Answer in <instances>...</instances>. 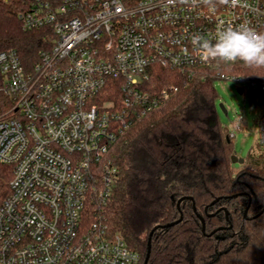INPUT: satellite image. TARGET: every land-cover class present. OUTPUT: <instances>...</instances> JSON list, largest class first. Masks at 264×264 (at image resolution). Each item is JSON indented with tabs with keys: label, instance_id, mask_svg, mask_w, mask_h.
Here are the masks:
<instances>
[{
	"label": "built area",
	"instance_id": "built-area-1",
	"mask_svg": "<svg viewBox=\"0 0 264 264\" xmlns=\"http://www.w3.org/2000/svg\"><path fill=\"white\" fill-rule=\"evenodd\" d=\"M19 17L26 29L52 27L54 39L31 69L15 49L0 51L9 102L0 113V166L10 167L0 176V264H139L104 214L114 183L109 154L179 91L173 81L156 86L159 67L187 82L224 64L202 61L192 37L214 43L218 28L241 24L264 33V0H21ZM216 76L241 92L244 83L258 86L264 151V76ZM112 81L120 94L107 98Z\"/></svg>",
	"mask_w": 264,
	"mask_h": 264
},
{
	"label": "trees",
	"instance_id": "trees-1",
	"mask_svg": "<svg viewBox=\"0 0 264 264\" xmlns=\"http://www.w3.org/2000/svg\"><path fill=\"white\" fill-rule=\"evenodd\" d=\"M20 6L21 0H0V51L15 49L31 69L51 48L54 32L24 28ZM218 71L264 76V68L239 61L204 67L187 82L159 67L156 86L173 81L179 91L135 122L109 154L114 183L104 214L110 232L140 254L139 264L153 230L148 264H264V151L251 152L235 170L233 137L219 114ZM116 93L112 81L107 98ZM8 105L0 93V113ZM1 166L0 176L8 174L10 167Z\"/></svg>",
	"mask_w": 264,
	"mask_h": 264
},
{
	"label": "rangeland",
	"instance_id": "rangeland-1",
	"mask_svg": "<svg viewBox=\"0 0 264 264\" xmlns=\"http://www.w3.org/2000/svg\"><path fill=\"white\" fill-rule=\"evenodd\" d=\"M241 92L234 80L217 81L219 93L218 103H224L228 114L219 107L221 121L230 132H235L232 138L234 154L239 159H248L251 152L260 153L257 143V120L260 113L258 102V86L249 83L242 84ZM240 125L238 128L237 125ZM243 163L233 162L235 170L242 168Z\"/></svg>",
	"mask_w": 264,
	"mask_h": 264
},
{
	"label": "clouds",
	"instance_id": "clouds-1",
	"mask_svg": "<svg viewBox=\"0 0 264 264\" xmlns=\"http://www.w3.org/2000/svg\"><path fill=\"white\" fill-rule=\"evenodd\" d=\"M214 41L204 39L199 34L192 37L202 61H239L250 67L264 68V33L245 24L238 27L229 25L217 29Z\"/></svg>",
	"mask_w": 264,
	"mask_h": 264
},
{
	"label": "water",
	"instance_id": "water-1",
	"mask_svg": "<svg viewBox=\"0 0 264 264\" xmlns=\"http://www.w3.org/2000/svg\"><path fill=\"white\" fill-rule=\"evenodd\" d=\"M240 91H242V90L240 89ZM219 107L221 108V110H222L225 114H228V110H227V108H226V106H225L224 103H222V102L219 103ZM238 161L241 162V163H243V162H244V159H239V158H237V157L235 156V154H233V155H232V162H238ZM180 201H181V200H180ZM180 201H179V203H180ZM262 211H264V209H263ZM247 213H248V208L245 210V217H247ZM198 216H199V218H200L201 221H202V224H203V230L205 231V228H206L205 218H204L201 214H199V213H198ZM182 218H183V216H181L180 219H178V220H176V221H174V222H170V223H167V224H165V225H160V226H162V227H170V226H173V225L179 223V222L182 220ZM157 227H158V226H157ZM214 232H215V231H213L212 233H214ZM153 233H154V230L150 233V236H149L148 252H147V256H146L145 261H144L143 264H148V260H149L150 254H151V245H152V236H153Z\"/></svg>",
	"mask_w": 264,
	"mask_h": 264
}]
</instances>
